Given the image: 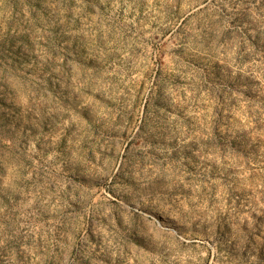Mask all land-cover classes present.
Returning a JSON list of instances; mask_svg holds the SVG:
<instances>
[{
	"label": "rangeland",
	"instance_id": "obj_1",
	"mask_svg": "<svg viewBox=\"0 0 264 264\" xmlns=\"http://www.w3.org/2000/svg\"><path fill=\"white\" fill-rule=\"evenodd\" d=\"M0 264H264V0H0Z\"/></svg>",
	"mask_w": 264,
	"mask_h": 264
}]
</instances>
